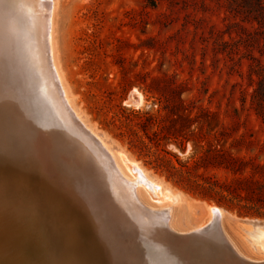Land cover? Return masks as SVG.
Instances as JSON below:
<instances>
[{
	"label": "rangeland",
	"instance_id": "374dc122",
	"mask_svg": "<svg viewBox=\"0 0 264 264\" xmlns=\"http://www.w3.org/2000/svg\"><path fill=\"white\" fill-rule=\"evenodd\" d=\"M5 1L14 2L0 0V10L8 6ZM52 1L48 15L52 59L72 108L107 142L109 154L125 175L132 178L120 152L147 179L180 197L176 203L169 199L160 204L155 190L137 186L136 196L143 205L169 207L167 224L176 231L207 224L208 206L217 205L186 193L167 179L163 168L156 169L157 156L175 163L165 155L169 152L185 161L195 152L192 145L184 152L174 143L155 147L141 132L140 122L145 113L164 115L163 97H170L175 89L184 90L182 98L193 113L200 108L216 113L218 131L226 128L232 133L226 146L233 140L252 141L253 147L241 155L264 163V125L251 98L259 83L264 91V0H259L260 12L255 0ZM24 18L26 23L18 21L14 26L31 21ZM37 20L33 17L36 35L28 36V43L38 56L28 54V60L24 50L5 49L0 21V144L4 145H0V264H239L216 248L210 258L194 240L168 233L166 225L136 201L131 188L127 186L126 191L117 182L106 158L100 160L102 165L98 162V169L108 167V183L127 192L124 199L114 201L100 193L91 169L75 153L62 150L52 119L40 107L42 98L56 100L47 93L52 88L41 87L46 86L47 75L40 56L46 48ZM20 32L14 33L20 36ZM14 54L25 57L26 63L22 59L20 65ZM35 59L37 68L32 64ZM20 66L26 71L16 84V75L23 71ZM26 79L33 91L22 85ZM21 102L27 105V115ZM34 123L40 128L32 129ZM15 141L25 149H19ZM225 210L222 222L230 240L246 256L262 259L264 226L246 224L241 231L237 224L264 219Z\"/></svg>",
	"mask_w": 264,
	"mask_h": 264
},
{
	"label": "bare ground",
	"instance_id": "6f19581e",
	"mask_svg": "<svg viewBox=\"0 0 264 264\" xmlns=\"http://www.w3.org/2000/svg\"><path fill=\"white\" fill-rule=\"evenodd\" d=\"M53 1L52 0H14V2H9L7 3V1H5V3H7L8 6H6L5 8H1L0 10V21H1V24L4 25V28H5V31L4 28L2 30V27H1V30L3 32H1L2 34V41L4 40V42L7 44V48L5 49H8V47L10 49H12L14 52L15 50L17 51V49L19 50H24L25 51V55L27 56V60H28V54H31L34 56H38L36 55L37 53V50L35 47H33L32 45H29L30 43L29 42V37L28 36H31V35H36V33L34 32V29H35V26L32 24V20H33V17L36 18V20L38 19L39 20V28L41 29V34L42 35V39H43V44L45 46V51L43 52V54L40 56L41 59H43L42 62H40L41 65H43L46 70L43 69V66L41 67L44 71H46V75L47 77L45 79H43L45 81V84L46 86H41L42 88L44 87H47L48 88H52L51 91L47 92L49 93L50 97H52L54 100L56 101H53V100H47V99H44L42 98V103H41V108H43V111H46L49 118H51L52 120L50 121V123H52V126L54 127V132L56 133V136L58 137V139L60 140V143H61V146H62V150L65 151V152H73L75 153L79 159L81 160V163L83 164V166L86 168V166L89 168V170L92 172L91 174L96 177V179L99 180L98 184H100V186H97L98 189H100V193L102 191L103 194H106L108 195L111 199H113L114 201H117L119 200L120 198L123 197V199L127 196V192H125L123 194V191L121 192L120 190H116V189H113L110 184L108 183L109 179H108V167H106V165L104 164V166L101 168L98 169V162H100V160L102 159H105L107 160V163H108V166H110L112 168V170L114 171V176L116 177V180L117 182L119 181L121 184L125 185L126 186V191L127 190V186H129L131 188V191L132 193L134 194L135 198H136V201H138V203L145 209L146 213L150 214V215H154L155 218H157L161 223H164L166 225V228H167V232L172 234V235H175V236H179V237H184V238H190V234L189 232L194 230V229H201L203 228L204 226L206 225H210V231L208 230H204V231H200L198 234L195 233V234H192L194 237V241L199 243L201 245L202 248H204V250L206 251V248H205V245L206 246H209L211 249L212 248H216L218 250V252L221 253V255H225L227 257H231L233 258L237 263L239 264H264V257L262 259H252L248 256H246L239 248L236 244H234L230 238L228 237V232L226 230V228L224 227L223 225V211L222 210H225L221 207H218V206H208V214L210 215V218H209V221L207 222V224L201 226V227H197V228H194L192 230H189V231H176V230H173L172 228L169 227V225L167 224V220H168V212L170 211V208L168 207H161V208H158V209H154V208H151L149 206H145L143 205V203H141L139 201V199L137 198L136 196V192H135V188L137 186H143L145 189H149V190H155V195H156V202L160 203L162 202V200L166 201H170L169 199H172V203H176L178 201H180V197L179 195H173L170 193L169 190H162L161 186H159L156 182L152 181V180H149L145 177L144 173H142L139 168L136 166V164L134 163H130L129 161H126L125 158H124V155L123 153H119V155L121 156V158L125 161L126 163V166H127V169L129 170L132 178H129L127 175H125L117 166V163L115 162V160L113 159V157L109 154V149L106 147V144L107 142L103 141L94 131H92L86 124L83 123V121L81 120V117L79 116V114L72 108V106L70 105L69 103V100L67 98V95H66V92L62 86V83L60 81V78L58 76V73H57V70H56V67L54 65V62H53V59H52V50H51V45H50V42H49V9H50V6L53 4L52 3ZM35 6V9H30V6ZM52 10V9H51ZM22 15L23 17L19 20L18 19V16L19 15ZM24 17H28L31 19V21L28 23V20H27V25L24 26L22 25L23 23H26V18ZM22 20V21H21ZM37 20V21H38ZM50 20V19H49ZM22 22V24H19L18 29H20V33L21 35L20 36H17L14 32H17L18 29H16L17 27L14 26V23L16 24V22ZM37 27V26H36ZM11 31V32H10ZM19 34V32H18ZM40 37V36H39ZM41 38V37H40ZM39 40V39H38ZM39 42V41H37ZM3 43V42H2ZM0 43V44H2ZM28 43V44H27ZM36 43V42H35ZM34 45V44H33ZM39 45V44H38ZM1 46V45H0ZM40 48V46H38ZM50 52V53H49ZM44 53L46 55H44ZM39 54L40 53V50H39ZM18 54H14V58L17 59L18 63L21 65V62H23L22 59L24 58H20V56ZM30 56V55H29ZM32 57V56H30ZM39 58L38 61L41 60ZM36 61V59L34 60ZM32 60V64L34 65L35 68H37V66L39 65V62L36 61L34 62ZM31 62V61H30ZM45 62V63H43ZM25 59H24V64H25ZM29 65V64H28ZM21 67V66H20ZM33 67V66H32ZM31 67V68H32ZM23 71H20L18 75H16L15 77V80H16V84H19V81H22V78H23V74H24V71H26V67H21ZM29 68V69H31ZM2 71L0 70V73ZM42 73V70L41 72ZM3 74V72H2ZM8 74V72H7ZM16 74V73H15ZM35 74V73H33ZM37 74L38 71H37ZM3 76V75H2ZM42 76V75H41ZM40 77V74L38 75V78ZM4 79V78H3ZM10 79V78H9ZM2 80V79H1ZM41 80V79H40ZM3 81V80H2ZM9 81V80H8ZM43 81V82H44ZM14 83V82H13ZM12 83V84H13ZM42 83V80L40 82V85ZM44 83L42 85H45ZM21 85V84H20ZM22 85H24L26 87V89L28 91H33V88L31 86V84L29 83L28 79H26L24 82H22ZM11 85H9L10 87ZM15 87V86H14ZM5 88V87H4ZM2 88V89H4ZM6 89V88H5ZM8 89V87H7ZM46 89V88H45ZM44 89V90H45ZM12 95H14L16 98L20 97L19 93L18 92H15L14 90L12 89H8ZM6 93H7V90H5ZM46 91V90H45ZM5 93V94H6ZM39 93V92H38ZM51 93V94H50ZM4 94V93H3ZM10 95V94H9ZM9 98H11V96ZM40 95V94H39ZM6 96V95H5ZM41 96V95H40ZM13 97V99L15 98ZM49 97V98H50ZM6 98V97H5ZM20 99V98H19ZM17 100V99H16ZM16 100L14 99L15 103H16ZM24 102V100H21ZM9 102H11V99L9 100ZM22 103V105H24ZM26 102V101H25ZM12 104V103H11ZM26 104V103H25ZM16 105V104H13V106ZM3 106V105H2ZM27 108V105H24L23 109ZM29 107V106H28ZM26 108L24 109V111L26 112ZM29 109V108H28ZM14 110V109H13ZM33 110V109H32ZM2 112V111H1ZM25 112H22L21 113V116L25 113ZM28 111L26 112V115H27ZM35 113V112H33ZM19 114V113H18ZM17 115V113H16ZM18 117V115H17ZM21 118V117H20ZM23 118V117H22ZM21 118V119H22ZM28 118V116H27ZM30 118V116H29ZM33 118V116H32ZM16 119V118H15ZM19 119V118H18ZM17 119V120H18ZM24 119V118H23ZM23 119L21 121H23ZM26 119V118H25ZM39 119V118H38ZM43 119V117H42ZM41 119V120H42ZM20 121V122H21ZM40 121V120H39ZM7 122V121H6ZM6 122H3V124H5ZM35 122V121H34ZM24 123V122H22ZM26 123V122H25ZM24 123V124H25ZM28 123H30V120L28 121ZM60 124V125H59ZM1 125V126H2ZM34 126H32L35 130L34 127H38L40 128L39 124L37 125L36 123L33 124ZM27 126V124H26ZM6 127V126H5ZM60 127H64V130H65V133L62 134L59 132L60 130ZM37 129V128H36ZM1 132V131H0ZM53 132V133H54ZM59 132V133H58ZM10 133V132H9ZM27 133V132H26ZM25 133V134H26ZM33 132H31L32 134ZM52 133V134H53ZM11 134V133H10ZM9 134V135H10ZM21 134V133H20ZM13 135V133H12ZM15 135V134H14ZM18 135V133H17ZM54 135V134H53ZM52 135V136H53ZM4 136V135H3ZM24 136V135H23ZM55 136V135H54ZM6 137V135H5ZM4 137V138H5ZM8 137V135H7ZM13 137V136H12ZM10 136L11 139H14V137L12 138ZM70 137V138H69ZM55 138V137H54ZM1 139V137H0ZM10 139V141H11ZM18 139V138H16ZM20 139V138H19ZM72 141H76L78 142V151L76 149L73 148V146L69 145L68 144V140H71ZM2 140V139H1ZM6 139H4L5 141ZM21 140V139H20ZM25 140V139H24ZM78 140V141H77ZM1 142V141H0ZM13 142V141H12ZM16 144H17V141H15ZM19 142V141H18ZM23 140L21 141V144H22ZM59 141H57L58 143ZM7 143V142H6ZM10 143V142H9ZM8 143V144H9ZM20 143V142H19ZM18 143V144H19ZM8 144H5V146L8 147ZM17 144V145H18ZM24 144V143H23ZM22 144V145H23ZM56 144V143H55ZM1 146L4 147L3 144H0ZM12 145V143H11ZM20 145V144H19ZM17 146L18 148L20 146ZM53 145V144H52ZM16 147V145H15ZM2 148V147H1ZM9 148V147H8ZM14 148V147H13ZM21 149L23 147H20ZM19 148V149H20ZM10 149V148H9ZM17 149V150H19ZM25 149V148H23ZM2 150V149H0ZM4 151V150H3ZM2 151V152H3ZM7 151V154H8V149L5 150ZM11 151V150H10ZM9 151V152H10ZM20 151V150H19ZM23 150H21L20 152H22ZM33 151V150H32ZM55 151V150H54ZM14 152V150H13ZM18 152V153H20ZM59 152V150H57V153ZM87 152V156L84 157V153ZM15 153V152H14ZM23 154L25 152H22ZM12 154V153H11ZM53 154V153H52ZM103 155V157L101 158L100 155ZM2 155V154H1ZM0 155V156H1ZM59 155V154H58ZM12 155L9 154V157H11ZM14 156V155H13ZM25 157V155H23ZM4 157V155H3ZM9 157L7 158V160L9 159ZM15 157V156H14ZM50 157V156H49ZM5 158V157H4ZM13 158V157H12ZM2 159V156L0 158V161ZM11 159V158H10ZM17 159V158H15ZM66 159V158H65ZM105 160V161H106ZM9 161V160H8ZM7 161V162H8ZM11 161V160H10ZM19 162V160H16ZM103 161V160H102ZM22 163V162H21ZM101 163V162H100ZM3 165V163H2ZM5 165V164H4ZM11 165V164H9ZM8 165V166H9ZM17 165V164H16ZM102 165V163H101ZM100 165V166H101ZM18 166V165H17ZM9 168H11L9 166ZM14 168V167H13ZM59 168V167H58ZM2 169V168H1ZM6 169V168H5ZM13 171V170H11ZM5 172V171H4ZM16 172V171H15ZM18 172V171H17ZM2 173V171H1ZM13 174V173H12ZM110 174V173H109ZM1 176V175H0ZM111 176V175H110ZM113 175L111 177H114ZM1 178V177H0ZM113 179V178H112ZM115 180V181H116ZM115 181L112 183L114 184ZM94 183V182H93ZM124 186V188H125ZM121 188V187H120ZM88 190L89 189H92V185L90 184V188H87ZM122 189H123V186H122ZM148 190V191H149ZM90 191V190H89ZM91 192V191H90ZM87 194V193H86ZM89 196H92L91 194ZM167 197V198H166ZM161 204V203H160ZM138 207V206H137ZM139 208V207H138ZM222 209V210H221ZM215 211L217 213V216H215L214 214H212V212ZM226 211V210H225ZM246 224H252V225H257V224H260V225H263L264 226V221L262 220H256V219H253V220H244V221H240L238 222V227L241 231H243L244 229H247V225ZM163 225V224H162ZM245 225V226H244ZM259 227V226H258ZM262 227V226H261ZM209 228V227H208ZM216 231L219 232L221 234V236L224 238V240L227 242V244H223V242H221L219 244V241H220V237L217 236L216 234ZM247 231V230H246ZM264 234H262L263 236ZM211 236L216 238V240L213 238L212 241L213 243H210V239H211ZM254 238V237H253ZM262 238V237H261ZM256 241L257 238L255 239ZM260 240V239H259ZM260 242V241H259ZM262 242V241H261ZM260 242V243H261ZM223 245V246H222ZM220 255V256H221ZM96 257V256H94ZM93 260V259H92ZM24 261V260H23ZM98 261V260H96ZM97 263V262H96ZM92 264V263H91Z\"/></svg>",
	"mask_w": 264,
	"mask_h": 264
},
{
	"label": "trees",
	"instance_id": "16d2710c",
	"mask_svg": "<svg viewBox=\"0 0 264 264\" xmlns=\"http://www.w3.org/2000/svg\"><path fill=\"white\" fill-rule=\"evenodd\" d=\"M262 6L263 3L255 0V7H259L257 11L260 12ZM157 82L154 79L153 84ZM261 87L259 83L251 98L253 110L264 125V91ZM183 91L175 89L170 97H163L164 115L143 114L140 129L155 147L160 143H174L184 152L191 144L195 152L185 161L165 152L175 163L165 156H157L156 169L163 168L167 179L174 180L194 197L235 211L240 216L264 219V163L241 155L254 143L233 140L226 146L232 133L226 128L218 131L220 123L216 113L201 108L193 113V108L182 98ZM153 128L155 130L149 136V130ZM216 131L218 134L215 135ZM231 131L237 132L238 128Z\"/></svg>",
	"mask_w": 264,
	"mask_h": 264
},
{
	"label": "water",
	"instance_id": "95a60500",
	"mask_svg": "<svg viewBox=\"0 0 264 264\" xmlns=\"http://www.w3.org/2000/svg\"><path fill=\"white\" fill-rule=\"evenodd\" d=\"M60 125V124H59ZM59 132L60 133H62V134H64L65 133V130H64V127L62 128V127H60V130H59ZM58 132V133H59ZM64 132V133H63ZM70 138V137H69ZM78 141V140H77ZM68 144L69 145H71V146H73V148L74 149H76L77 151H78V148H79V146H78V142H76V141H72V139L71 140H68ZM85 155H84V157H86L87 156V152H85L84 153ZM212 214H214L215 216H217V213L215 212V211H213L212 212ZM210 226H211V224L209 225H206V226H204L203 228H201V229H194V230H192V231H190L189 232V234H190V238H189V240L188 241H190V240H193L194 239V237L195 236H193L192 234H195V233H199L200 231H206V230H208V231H210ZM209 227V228H208ZM216 234H217V236L218 237H220L219 239H220V241H219V244L221 243V242H223V244H227V242L224 240V238L221 236V234L219 233V232H217L216 231ZM196 235V234H195ZM199 235V234H198ZM214 237H212L211 236V239H210V243H213V241H212V239H213ZM215 240H216V238H214ZM189 245H193V244H191V243H188ZM205 245V248H206V251H205V253H206V256L208 255V257H210V258H212V256L214 257V255H215V251H213L209 246H206V244H204ZM193 246H195V245H193ZM223 246V245H222ZM201 249H203V248H201ZM189 264H192V263H190L189 262Z\"/></svg>",
	"mask_w": 264,
	"mask_h": 264
}]
</instances>
